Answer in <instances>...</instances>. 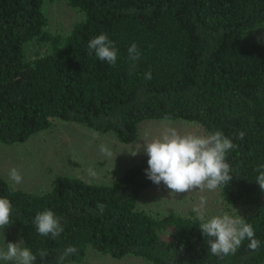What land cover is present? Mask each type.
I'll use <instances>...</instances> for the list:
<instances>
[{"label":"trees","instance_id":"trees-1","mask_svg":"<svg viewBox=\"0 0 264 264\" xmlns=\"http://www.w3.org/2000/svg\"><path fill=\"white\" fill-rule=\"evenodd\" d=\"M43 1L0 0V142L22 141L52 118L110 131L121 142L133 140L145 119L220 131L236 145L225 157L233 179L219 188L223 203L254 206L241 217L260 248L249 250L245 239L221 259L199 230L207 219L192 209L156 215L137 207L141 190L156 185L144 152L109 183L55 174L35 192L0 176V198L11 202V225L35 264H57L70 245L78 252L65 263L81 261L89 246L152 264H263L264 192L256 178L264 165V41L254 34L264 28V0H66L81 16L65 34L47 29ZM100 34L115 44V65L89 54ZM31 38L48 50L27 56ZM133 43L140 57L130 72ZM45 210L63 227L55 239L36 231L34 217Z\"/></svg>","mask_w":264,"mask_h":264},{"label":"rangeland","instance_id":"rangeland-1","mask_svg":"<svg viewBox=\"0 0 264 264\" xmlns=\"http://www.w3.org/2000/svg\"><path fill=\"white\" fill-rule=\"evenodd\" d=\"M42 11L46 17L47 29L60 34H65L81 16V12L76 7L70 6L66 0H44ZM254 36L255 39L264 41V28L256 31ZM24 49L27 56H32L46 52L48 47L31 38L25 43ZM166 127L176 129L180 135H209L200 124L193 121L145 119L138 123L137 134L133 140L121 142L110 131L101 132L80 122L52 118L44 129L31 134L22 141L0 142V176L15 187L35 192L47 189L50 179L55 174L77 176L90 182L109 183L125 166L136 161L144 153V142L159 139ZM101 144L112 150V157H105L99 152ZM139 148L137 155L129 154ZM11 168H16L22 175L23 179L20 184H15L9 179L8 172ZM89 168L95 171L94 177L89 176L87 171ZM201 196L207 200L203 217L207 220L223 213H228L233 217L242 216L254 209L252 205L239 203L226 206L219 188L214 191L196 189L187 193L172 194L163 182L141 190L137 198V207L156 215H164L172 211L184 213L197 207ZM3 235L0 234V249L6 250L8 242L20 241L18 232L11 224L3 230ZM0 264H5V262L0 261ZM65 264L152 263L130 255L113 258L88 246L81 261H69Z\"/></svg>","mask_w":264,"mask_h":264},{"label":"clouds","instance_id":"clouds-1","mask_svg":"<svg viewBox=\"0 0 264 264\" xmlns=\"http://www.w3.org/2000/svg\"><path fill=\"white\" fill-rule=\"evenodd\" d=\"M89 54L95 53L100 61H105L110 65H115L117 60V49L113 41L107 35L100 34L88 43ZM128 57L132 61L130 72L135 68V61L140 57V52L135 43L128 48ZM146 80L151 79V72H146ZM242 139L244 133L240 132ZM236 147L230 139L225 137L220 131H216L207 136L194 134L180 135L176 129L166 127L159 139L151 142H144L143 151L146 153L148 168L145 170L148 179L154 184L161 182L171 190L172 194L187 193L199 189L214 191L222 185H228L233 177L230 175L231 168L225 161L226 153ZM141 148V145H140ZM139 149L129 153L137 155ZM99 152L105 157H112V150L101 144ZM116 156V155H115ZM264 165L257 169L259 175L256 182L264 192ZM89 176L94 177L95 171L88 170ZM9 179L15 183L22 182V175L16 168H11L8 172ZM207 204L205 197L201 196L199 205L193 209L198 214V218L203 220L204 208ZM103 212V205L97 206ZM12 204L7 198H0V234L13 221ZM36 231L45 237L53 239L60 236L63 227L59 219L50 210H45L34 217ZM201 234L208 237L210 253L218 258H224L235 254L242 242L249 241V250L256 252L260 248V241L255 238L254 229L251 224L245 223L241 216L233 217L228 213L213 216L211 219L199 224ZM4 238V235H3ZM22 240L16 243L8 242L6 250L0 249V261L11 262V264H35L37 256L29 248L22 247ZM78 252L74 246L66 247L57 258V264H65L67 258ZM38 255L43 259L47 255L46 250H40Z\"/></svg>","mask_w":264,"mask_h":264}]
</instances>
